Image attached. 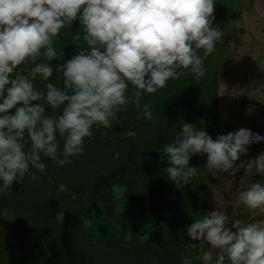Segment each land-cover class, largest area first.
Listing matches in <instances>:
<instances>
[{
  "label": "clouds",
  "instance_id": "obj_1",
  "mask_svg": "<svg viewBox=\"0 0 264 264\" xmlns=\"http://www.w3.org/2000/svg\"><path fill=\"white\" fill-rule=\"evenodd\" d=\"M214 5L215 0H0L3 185L10 187L32 168L45 171L41 154L61 167L71 162L69 157L82 155L93 127H112L117 113L128 104L129 84L136 89L139 109L141 93L154 94L166 87L168 80L182 74L178 69H190L197 80L205 76L204 58L215 51L223 35V30L212 26ZM77 19L88 51L63 61L62 87L47 83L46 91L38 90L33 81L37 76L48 81L53 73L50 62L58 58L54 39ZM198 50H203V57ZM38 57L40 63L27 74L15 71ZM45 104L55 110V117L45 114ZM62 105V114H57ZM143 113L144 118H153L148 104L143 105ZM57 133L64 138L61 151ZM261 141L264 136L250 129L213 139L203 129L184 123L174 142L163 146L160 162L168 165L165 171L173 182L197 175L189 161L198 154H206L205 167L214 176L244 168L264 177V152L234 166L248 146ZM31 179H37L34 172ZM238 202L264 213V180L241 191ZM226 221L225 213L216 209L185 226L187 236L198 242L191 246L202 252L204 264L212 261L215 250V264H264V221L242 224L237 219L227 227ZM182 264L191 261L185 257Z\"/></svg>",
  "mask_w": 264,
  "mask_h": 264
},
{
  "label": "trees",
  "instance_id": "obj_2",
  "mask_svg": "<svg viewBox=\"0 0 264 264\" xmlns=\"http://www.w3.org/2000/svg\"><path fill=\"white\" fill-rule=\"evenodd\" d=\"M239 1L215 0L212 26L227 29ZM63 34L65 41L59 35L53 41L57 53L68 40H75L78 49L88 51L82 25L75 30L67 27ZM77 36L81 39L76 40ZM198 54L203 57V50ZM37 63L39 57L35 62L29 59L15 71L27 74ZM220 64L214 51L204 58L207 73L199 80L190 69H181L178 79L168 80L156 93L142 92L139 109L132 96L136 89L129 84L128 104L117 113L112 127H93V136L85 138L82 155L69 157L71 162L61 167L41 154L45 171L32 168L24 177L17 176L16 189L0 181V264H182L185 257L191 264H204L202 252L191 246L198 242L187 236L185 226L208 212L202 197L206 154L191 157L189 166L197 168V175L181 177L180 185L178 180H170L164 169H150L148 159L151 149L163 150L165 144L174 142L184 123L201 130L208 117L211 127L218 131L226 130L219 121L229 127L219 109ZM51 67L48 81L39 76L33 81L38 90L46 91L47 83L60 86V65ZM144 104L150 106L151 120L144 118ZM44 106L45 114L55 117V110ZM116 122L123 128L121 138L113 136ZM57 142L61 151L64 138L59 133ZM29 147L30 143L26 144L25 150ZM32 172L36 180L31 179ZM115 184L122 186V199L132 202L146 222H154L164 210L169 211L170 220L153 230L147 240H139L116 211L112 194ZM91 203H99L106 217L118 224L109 239L96 238L80 227L79 220L86 218Z\"/></svg>",
  "mask_w": 264,
  "mask_h": 264
},
{
  "label": "rangeland",
  "instance_id": "obj_3",
  "mask_svg": "<svg viewBox=\"0 0 264 264\" xmlns=\"http://www.w3.org/2000/svg\"><path fill=\"white\" fill-rule=\"evenodd\" d=\"M263 43L264 0H240L230 25L215 44L216 56L221 60L218 70L220 115L229 127L219 121L220 127L226 130L218 131L213 125L212 130L210 121L204 120L201 129L205 131L208 128L212 138L240 128L264 136ZM227 129L230 131L226 132ZM261 152H264V141L248 146L247 154L241 155L234 166L255 158ZM205 165L206 186L202 197L208 205V212L216 209L223 211L227 216L226 227L238 218L242 224L264 221V213L249 210L238 202L241 191L257 180H264V177L256 175L254 169L244 168L214 176L207 172ZM217 253L218 250L213 252L212 260L217 258Z\"/></svg>",
  "mask_w": 264,
  "mask_h": 264
},
{
  "label": "water",
  "instance_id": "obj_4",
  "mask_svg": "<svg viewBox=\"0 0 264 264\" xmlns=\"http://www.w3.org/2000/svg\"><path fill=\"white\" fill-rule=\"evenodd\" d=\"M79 24V20L73 22L72 27L76 28ZM77 52H81L75 47L74 42L68 43L63 50L57 54L55 60L51 61L50 64L62 63L65 59L70 58ZM181 69H178L180 71ZM62 74V72H61ZM147 78V77H146ZM62 87V86H61ZM133 97L135 96V91H133ZM63 105L57 109V114H62ZM206 133L209 134V130L205 129ZM159 149H152L149 153V168H163L166 169L168 165L166 163L162 164L160 162L161 152ZM183 179H179L178 184L180 185ZM12 189H16L17 182L14 181L10 186ZM122 187L115 184L112 187V194L114 198L116 211L119 212L123 217V222L128 225L135 235L141 241H145L153 230L161 229L169 220L170 213L167 210L162 211L155 219L154 222H146L140 211L134 206L130 201L123 200L121 198ZM88 223L84 219L79 220V225L83 230L88 231L92 236L101 239H109L114 232L118 229V225L108 220L104 210L98 203H92L88 208Z\"/></svg>",
  "mask_w": 264,
  "mask_h": 264
},
{
  "label": "flooded vegetation",
  "instance_id": "obj_5",
  "mask_svg": "<svg viewBox=\"0 0 264 264\" xmlns=\"http://www.w3.org/2000/svg\"><path fill=\"white\" fill-rule=\"evenodd\" d=\"M74 22V21H73ZM73 22L68 26V25H66L62 30H61V32H60V34H59V39L60 40H62V41H65L66 40V38H65V35L63 34V31L64 30H66L67 29V27H69L70 29H73V30H75V29H77L78 28V26L76 27V28H72V24H73ZM71 41H73V42H75V43H77L75 40H68V41H66V43H64V46L66 45V44H68L69 42H71ZM264 44V43H263ZM63 46V47H64ZM76 46V45H75ZM62 47V48H63ZM41 53H43L42 51H41ZM40 59V58H39ZM60 85H62V78H61V84ZM115 131H117V133H115L113 136L115 137V138H121V136H123V133H121V131H122V126L120 125V124H117V126H114V128H113ZM239 220H240V218H238Z\"/></svg>",
  "mask_w": 264,
  "mask_h": 264
}]
</instances>
